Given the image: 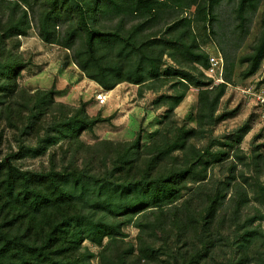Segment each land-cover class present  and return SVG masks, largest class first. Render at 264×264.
I'll return each instance as SVG.
<instances>
[{
	"label": "trees",
	"instance_id": "1",
	"mask_svg": "<svg viewBox=\"0 0 264 264\" xmlns=\"http://www.w3.org/2000/svg\"><path fill=\"white\" fill-rule=\"evenodd\" d=\"M263 1L0 0V106L4 105L0 118L10 120L14 114H22L17 107L22 92L18 79L28 65L12 54L6 43L27 37L33 23L45 43L73 50L74 64L110 92L125 82L142 85L164 80L156 63L166 55L181 65L207 69L209 58L193 35L192 24H203L205 30L214 28L225 5L230 8L236 33L245 39ZM193 7L194 19L171 11ZM116 20L119 23L112 31L102 26L104 21ZM134 55H139L142 65L149 64L145 76L132 78L130 61ZM263 57L264 50L249 75L257 71ZM177 76L185 91L190 86L201 89L197 128L179 130L175 140L158 143L152 153L143 151L141 135L133 142H102L113 166L108 177L87 170L25 171L15 166L11 157L0 161V264H92L93 255L83 248L87 239L103 247V264H165L164 255L166 264H264L262 231L254 227V219H244L245 195L240 194L230 213L223 212L230 182L207 195L201 209L193 208L191 202L175 206L189 183L204 182L208 166L224 160L221 153L211 155L213 163L205 162L199 153L187 163L168 162V157L185 152L192 140L216 123L217 107L227 88L221 84L207 89L186 72ZM54 96L53 91L31 96L41 108L39 116L56 105L61 112L56 130L79 150L93 151L94 147L81 141L82 134L93 131L99 123L111 122L113 117L92 118L87 103L74 108L57 104ZM168 99L179 105L184 96ZM38 118H31L30 128ZM134 221L140 230L138 247L121 253L120 238L126 237L123 228ZM226 232H233L228 244L234 253L223 262L218 256ZM164 236L166 240L160 245ZM106 238L109 243L104 246Z\"/></svg>",
	"mask_w": 264,
	"mask_h": 264
},
{
	"label": "rangeland",
	"instance_id": "2",
	"mask_svg": "<svg viewBox=\"0 0 264 264\" xmlns=\"http://www.w3.org/2000/svg\"><path fill=\"white\" fill-rule=\"evenodd\" d=\"M171 11L176 12L175 15L179 17L194 19L196 8ZM166 12L169 13L170 9ZM263 14L264 1L245 39L236 33L230 8L225 5L218 12V21L216 20L214 28L209 26L210 28L205 30L203 24H192L193 35L208 58L216 54L224 57V83L214 84L213 79L205 73L206 69L198 65H181L166 55L161 63H156L160 66L164 80H151L142 85L125 82L120 88L123 93L121 99L114 95L115 103L110 99L103 107H99L95 99L103 88L88 79L74 64L75 52L45 43L33 23L34 27L27 37L13 38L6 43L12 54L19 56L28 67L18 79L22 92L17 107L22 114H14L10 120L6 116L0 118V161L11 157L13 164L25 171L87 170L99 177H108L113 166L110 155H107V146L102 142H133L141 135L143 151L152 153L158 143L167 144L175 140L179 130L197 128L196 115L201 89L190 86L185 91V86L181 85L183 80L177 74L186 72L207 86V89L221 84L227 85V88L217 107L216 123L206 127L199 139L192 140L185 152H175L168 157V162L187 163L195 157V153H199L205 162L213 163L212 154L225 155L223 162L208 166L204 182L188 184L183 198L175 206L182 207L186 202H191L193 208L201 209L207 195L219 188L223 189L225 185H222L230 182V187L225 189L227 194L223 212L230 213L240 194L245 195L244 219H254V227L262 231L264 238V120L260 108L242 93V90L248 87H264V57L259 62L257 71L249 75L253 63L260 59L264 50ZM118 23V20L104 21L102 26H106V31H112ZM131 25L129 24L128 28ZM159 26L155 27L154 31L158 30ZM164 36L163 39H168V36ZM130 63L132 78L145 76L150 69L149 64H141L139 55H134ZM226 77L231 80L228 82ZM47 91L55 92L54 101L57 104L78 108L82 103H87L90 117L109 118L104 115L112 113L113 119L117 118L116 123H112V119L111 122L97 124L93 131L84 132L81 141L94 147V150H79L71 139L64 138L62 133L56 130L59 122H56V118L61 114L56 105L51 106L49 113L39 116L41 108L36 106L31 96L35 97L40 92ZM180 95H183L184 99L179 105L168 99ZM174 105L175 108L170 111ZM3 106H0V110ZM119 110H122V113L117 116ZM130 110L131 116L128 115ZM33 117L39 118L35 119V125L30 128L29 121ZM135 222L123 228L126 237L120 238L121 253L131 247H138L140 230ZM233 237V232H226L222 236V251L220 250L218 257L223 262L229 260L234 253L228 244ZM165 238L166 236L160 238V245ZM108 243L109 239L106 238L104 246ZM83 248L93 255L92 264H103V247L87 239ZM164 251L166 253V246ZM162 262H168L166 255L163 256Z\"/></svg>",
	"mask_w": 264,
	"mask_h": 264
},
{
	"label": "built area",
	"instance_id": "3",
	"mask_svg": "<svg viewBox=\"0 0 264 264\" xmlns=\"http://www.w3.org/2000/svg\"><path fill=\"white\" fill-rule=\"evenodd\" d=\"M225 70V60L221 54L210 55L209 56V67L206 69L205 73L212 80L214 84L224 83L223 74ZM242 93L249 97L254 104L260 108L262 120H264V87H248L242 90ZM96 101L100 107L105 106L110 100V93L101 90L96 95Z\"/></svg>",
	"mask_w": 264,
	"mask_h": 264
},
{
	"label": "crops",
	"instance_id": "4",
	"mask_svg": "<svg viewBox=\"0 0 264 264\" xmlns=\"http://www.w3.org/2000/svg\"><path fill=\"white\" fill-rule=\"evenodd\" d=\"M123 85V83H121V84H119L114 90H112V91H110V99H112V101H114V103H115V100H114V95L115 96H117V99L118 98H120L121 99V97H122V90L120 89L121 87H123L122 86ZM100 86V85H99ZM101 87V86H100ZM116 91H119L118 93H116ZM124 92V91H123ZM110 101V100H109ZM122 102V101H121ZM98 103V102H97ZM120 103H118V109L120 108V105H119ZM112 106H114V105H112ZM100 107V106H99ZM109 111V110H108ZM120 113H122V110H119L118 111V115L117 116H119V114ZM129 114V116H131V113H132V110H130L129 112H128ZM112 113H109V114H105L104 115V117H112V115H111ZM116 117L113 119V121H112V123H116ZM130 119H131V117L128 119L129 120V122H130Z\"/></svg>",
	"mask_w": 264,
	"mask_h": 264
}]
</instances>
